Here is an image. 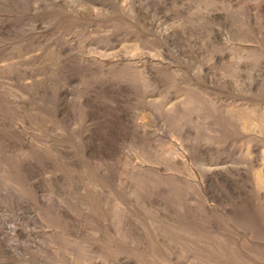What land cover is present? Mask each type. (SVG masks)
Returning a JSON list of instances; mask_svg holds the SVG:
<instances>
[{
	"label": "rangeland",
	"instance_id": "1",
	"mask_svg": "<svg viewBox=\"0 0 264 264\" xmlns=\"http://www.w3.org/2000/svg\"><path fill=\"white\" fill-rule=\"evenodd\" d=\"M0 264H264V0H0Z\"/></svg>",
	"mask_w": 264,
	"mask_h": 264
},
{
	"label": "bare ground",
	"instance_id": "2",
	"mask_svg": "<svg viewBox=\"0 0 264 264\" xmlns=\"http://www.w3.org/2000/svg\"><path fill=\"white\" fill-rule=\"evenodd\" d=\"M139 158V157H138Z\"/></svg>",
	"mask_w": 264,
	"mask_h": 264
}]
</instances>
